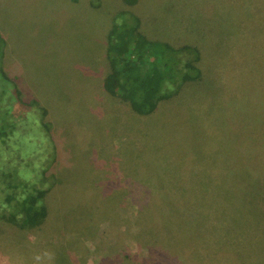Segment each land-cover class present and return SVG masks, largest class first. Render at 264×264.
<instances>
[{
    "label": "rangeland",
    "instance_id": "374dc122",
    "mask_svg": "<svg viewBox=\"0 0 264 264\" xmlns=\"http://www.w3.org/2000/svg\"><path fill=\"white\" fill-rule=\"evenodd\" d=\"M130 16L199 58L147 115L104 88ZM0 69V169L48 188L0 264H264V0H0Z\"/></svg>",
    "mask_w": 264,
    "mask_h": 264
},
{
    "label": "trees",
    "instance_id": "16d2710c",
    "mask_svg": "<svg viewBox=\"0 0 264 264\" xmlns=\"http://www.w3.org/2000/svg\"><path fill=\"white\" fill-rule=\"evenodd\" d=\"M126 1L133 3L136 0ZM138 27L139 20L130 16L113 24L110 29L107 42L109 72L104 78V88L111 95L128 101L133 111L147 115L157 108L160 101L176 93L167 83L181 85L200 79L201 74L194 65L199 59L197 53L178 67L170 56L163 54L158 59L152 58L154 46L138 32ZM180 49L190 50L192 47L183 45ZM169 60L171 62L167 63ZM0 73L7 79L2 69ZM0 93H5V89L1 88ZM15 94L18 97L20 93L16 90ZM4 134V129H1L0 137ZM18 170V167L1 166L0 198L3 196L4 202H0V219L21 229L31 228L39 225L47 215L44 199L48 188L37 185L38 181L22 180Z\"/></svg>",
    "mask_w": 264,
    "mask_h": 264
}]
</instances>
